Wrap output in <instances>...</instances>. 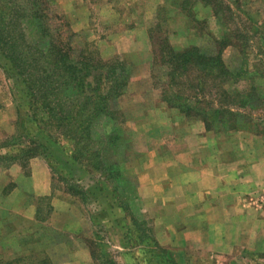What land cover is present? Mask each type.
Returning a JSON list of instances; mask_svg holds the SVG:
<instances>
[{
    "label": "rangeland",
    "instance_id": "1",
    "mask_svg": "<svg viewBox=\"0 0 264 264\" xmlns=\"http://www.w3.org/2000/svg\"><path fill=\"white\" fill-rule=\"evenodd\" d=\"M34 2L30 21L28 0H0V264H82L84 248L87 264H264V0ZM52 45L91 68L86 89L64 88ZM190 50L223 67L166 64ZM104 71L115 123L83 122ZM182 171L225 178L183 199Z\"/></svg>",
    "mask_w": 264,
    "mask_h": 264
},
{
    "label": "trees",
    "instance_id": "2",
    "mask_svg": "<svg viewBox=\"0 0 264 264\" xmlns=\"http://www.w3.org/2000/svg\"><path fill=\"white\" fill-rule=\"evenodd\" d=\"M28 2H29V6H30V8H28V10H29V12H31L29 20L33 21L37 16L36 15L37 10L35 12V2H34V0H28ZM49 48H50V57L53 60V64L56 67H59V69H60V73H61L60 77H61L62 82L64 84V88L68 87L67 83H66V81H67L68 85L73 86L74 90H76L77 88H78V90H79V88L80 89H83V88L86 89L87 86L89 85V81L85 80L81 74H82V72H84V74H83L84 77H87L88 75H90L91 68H89V66L82 59H76V61H75V59H73L68 54V52H66V54H65L60 49H58L57 47H54V45L50 46ZM186 51H188V50H186ZM186 51H184L182 53H174V54H172L173 51H170V53L168 54V60L166 59V64H170L174 68L178 65L183 69H186L187 66H193V65L207 67V70H210V69L221 70V68L223 67V62H222L221 58L219 57L218 53L216 54V53H213L212 51H208V50H198V51L197 50H190L191 53L188 56L187 55L188 52H186ZM111 62H113V61H111ZM117 64L121 65V63H117ZM109 69L114 70V67H110ZM92 70H94V69H92ZM104 72L105 73L101 74V76L104 80L103 83L107 85L108 77L114 76L115 74L111 75V73H112L111 71H104ZM65 78H66V81H65ZM90 82H92V81H90ZM109 82H110V84L107 85L106 90H104V91H106V94H104V95H102V94H91V95L90 94H83L84 98H88L90 100H94V99L98 100L99 99L101 101V103L103 104V106L100 110H98V107L91 106L89 109L92 108L93 110L87 114L88 116L84 119L83 122L88 121V120L89 121L92 120L93 119L92 114L97 113L98 116L100 114L102 115L101 118L105 114H108V116H109L108 118L112 120V124L115 123V122H113L114 121L113 113L107 112V111H109V109L107 110V108H110V107H108V105L109 104L111 105V103L114 101V97L117 96V94L118 95L122 94V92L120 93V91H119L120 87L118 86L119 85L118 82L112 81V80H109ZM111 83H113V84H111ZM95 87H96L95 92L100 91V88H102L101 86H98V82H97ZM114 94H116V95H114ZM80 95H82V94H80ZM76 98H80V97L76 96ZM54 99H55V97H54ZM50 100H51V98L49 99V101ZM59 100L62 101L61 98H59ZM36 110H38V109H36ZM67 118H68V116L65 115V116H63V118H61V120L67 121L69 119V118L68 119ZM111 128H112V130L114 129L113 126H111ZM79 132L82 134H85V135L87 134L85 130H81ZM103 132L104 133L106 132L105 126H104ZM108 135H109V133L107 134V136ZM107 136H106V138H107ZM101 137H102V135L99 136V138H101ZM103 137H104V135H103ZM106 138H103V139L101 138L102 142H104L103 145H109L112 149V147L114 146L113 140L111 138H108L106 140ZM86 139L87 138L85 136L81 140L78 138L76 139L75 148L76 149L78 148L79 149L78 151L81 152L83 150L82 149L83 146L84 147L86 146V143L90 144V142L89 141L87 142ZM80 146H82V148H80ZM87 146L89 147V145H87Z\"/></svg>",
    "mask_w": 264,
    "mask_h": 264
},
{
    "label": "crops",
    "instance_id": "3",
    "mask_svg": "<svg viewBox=\"0 0 264 264\" xmlns=\"http://www.w3.org/2000/svg\"><path fill=\"white\" fill-rule=\"evenodd\" d=\"M177 160H179L178 162H183V155L182 154H178L177 157H176V161ZM182 173H183V171L181 173H179L178 175H176V177H178L179 175L181 176ZM190 173L191 174L188 175V176H185V175L183 176L182 175L183 177L192 178L191 180L187 179V181H186V183L184 185L185 186V190L183 192L184 193L183 194V199H187V198L191 197L192 199L195 200L197 197L198 198H201V197L203 198L204 196H206L208 194V190H205V189H207L206 186H205V184H203L200 180L203 179V181L205 183H207L206 185L208 186V179L217 180L216 184L218 185V184H221L222 181H223V179L225 178L220 173H217V174H212L210 176V178H207L205 176L200 177V178H198L199 180L196 181V180L193 179V177H194L193 176V173L194 172L190 171ZM48 182H49V180L47 181L46 176H44V178L42 180V183H41V186L38 188V189H41V192L38 189L37 190H34V192L36 194L42 193V194H40L42 196H49L50 195V187H49ZM188 182H191V184H189ZM240 182L242 183V187H244L245 186V182H242V181H240ZM214 185H215V181H214ZM217 208L218 209H221V207H217ZM25 212L26 213L32 212L33 216L35 215V209L34 208H30V209L27 208L25 210ZM52 212H53V208H52ZM31 219L33 220L34 218L32 217ZM31 219H30V221H31ZM24 221H28L30 223V221L28 219H24ZM5 226L6 225H5L4 220L3 219L0 220V237H3V235H4V232L3 231H4ZM62 229H66L65 225H63V228ZM67 245L68 244H65L64 245V244H60V243H58V244H51L50 246H52V253H51L52 254V258L54 260L57 259L59 261V259H58L59 258V255H61L65 251H67L66 249H67V247H69ZM25 250H27V249H25ZM68 252H70V251H68ZM80 253L84 257L83 258L84 261L82 262V264H87L88 261H89V253H88V251L85 250V248H84V249L81 250ZM28 254H30V252ZM28 254H27V252H25V253L23 252L20 256L21 257H26V256H28ZM74 260H76V258H73V257L72 258H69V260L67 262L63 263V264H81L79 261H77V260L74 261ZM54 264H56V263H54Z\"/></svg>",
    "mask_w": 264,
    "mask_h": 264
}]
</instances>
